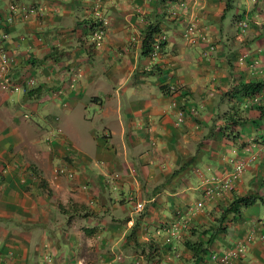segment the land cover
I'll use <instances>...</instances> for the list:
<instances>
[{
    "label": "crops",
    "instance_id": "1",
    "mask_svg": "<svg viewBox=\"0 0 264 264\" xmlns=\"http://www.w3.org/2000/svg\"><path fill=\"white\" fill-rule=\"evenodd\" d=\"M16 1L33 11L12 12ZM154 15L164 38L150 57L141 37ZM224 15L225 0H0L11 82L33 80L0 88V264H216L244 239L243 219L257 226L229 263L264 264L258 204L224 211L254 179L246 169L232 190L212 181L245 141L264 139L259 93L231 88L264 61L260 31L244 40ZM231 108L245 118L234 136ZM61 163L74 178L56 172ZM221 214L223 229L192 259L183 241L205 240L197 228Z\"/></svg>",
    "mask_w": 264,
    "mask_h": 264
},
{
    "label": "rangeland",
    "instance_id": "2",
    "mask_svg": "<svg viewBox=\"0 0 264 264\" xmlns=\"http://www.w3.org/2000/svg\"><path fill=\"white\" fill-rule=\"evenodd\" d=\"M230 1H231L230 2L231 5L226 7L224 20L228 22L233 18V20L236 21V26H237L238 21H243V22L246 21L244 28L240 29L239 27H237L236 29L238 32H241V33L243 32L244 36H241V37H243L244 40L250 39L253 36H254L253 38H255L256 37L255 33L260 31V35H257V36H261V37L256 44L257 47H259L260 49L257 52H262V54H264V35H263L264 27H262V24L264 22V0H230ZM261 59H264V56H262ZM262 62H258L257 65H255L253 61H251L249 69H248V72H249L248 76L251 77L252 81L254 80L262 81L263 82L262 88H264V61ZM235 86L238 87L239 85L234 84L231 88H236ZM258 93L259 94L254 95L255 97L257 96V98H252V101L257 104H260L264 102V91H260ZM238 112L240 113L241 110H238ZM259 121L261 122V124L257 126L261 128L262 130L261 134L264 135V120L260 119ZM253 141L254 140L250 139L244 142V143L247 142L248 145H245V147H247L246 150L244 151L246 152L245 156H243V158L240 157L245 162V168L241 172L240 176L242 174H245L246 173L245 171L247 169L248 176L254 179V181H252V184H251L252 189L256 191H262L264 187V168H263L264 166V139L260 140L259 142H256V144L253 145L254 148L249 147L250 142H253ZM240 158L235 159V161L232 162L231 169L233 168L234 163H236V161H239ZM252 165L253 167H251ZM234 187L235 185L230 190H232ZM258 211L260 213L259 215L264 214L263 213L264 207L260 204H258ZM252 225H253L252 223L247 224L244 219L241 220L237 224V226L243 228L242 234H244V239L237 241L232 247H234L235 245L239 243H242L243 253L240 256H235V257L232 256L230 261L234 259L237 260L239 257L244 256L245 251H246L245 242L252 239L251 232L248 234L246 229L250 230ZM253 226H257V223H255ZM259 240L260 242H262V244H264V237H261L260 235ZM228 264H231V263H229L228 261Z\"/></svg>",
    "mask_w": 264,
    "mask_h": 264
},
{
    "label": "built area",
    "instance_id": "3",
    "mask_svg": "<svg viewBox=\"0 0 264 264\" xmlns=\"http://www.w3.org/2000/svg\"><path fill=\"white\" fill-rule=\"evenodd\" d=\"M10 10L12 12H19L22 17H26L33 11L32 8L28 7L27 5L22 4L20 1H16L15 3L10 4L9 6ZM238 27L240 29L244 28L245 22L238 21ZM95 36L98 38L101 37V30L97 29L94 32ZM185 37L190 40L191 42L195 41V34L193 29V24L190 23V21H187L186 27H185ZM7 36V32L0 27V39H4ZM164 38L163 34L157 33L155 39L152 42V49L149 52L150 57L158 56L161 53V42ZM98 43V42H97ZM12 64V56L5 50H0V88L2 89H11L16 87H23L24 90L26 87L30 86L32 83V78L30 76H27L23 79V81L19 84H15L14 82H11L10 74L8 71L9 66ZM19 85V86H18ZM170 92L176 91V87L174 85L169 86ZM175 101H173L174 104ZM178 116L181 115V110H178ZM245 168V162L243 159L240 158L239 161H236L234 163L233 168L230 169L228 172L224 174V176L219 179V177H213L212 181L214 185V188L218 189H227L230 190L238 181L241 172ZM55 170L57 173L64 174L65 176L69 178H74L75 172L73 168L69 166H65L64 163H61L55 167ZM84 186V185H83ZM211 187V186H210ZM206 187L204 189V192L209 194L212 191V188ZM142 207V204L140 201H136L134 203V208H140ZM261 237H264V234H260ZM243 253V244L239 243L235 245L234 247H231L229 249H226L222 253H220L217 256L212 255V258L216 261V264H228L229 259L233 256H240ZM214 261V262H215Z\"/></svg>",
    "mask_w": 264,
    "mask_h": 264
},
{
    "label": "trees",
    "instance_id": "4",
    "mask_svg": "<svg viewBox=\"0 0 264 264\" xmlns=\"http://www.w3.org/2000/svg\"><path fill=\"white\" fill-rule=\"evenodd\" d=\"M230 0H225V10L226 7L231 5ZM159 20L156 17V15L153 16V19L148 21L145 25V28L142 32V37H141V52L144 54H149V52L152 49V42L156 37V34L159 30ZM262 27H264V22L262 24ZM236 89L239 91L242 89L244 93L247 95L251 96L254 95L255 93H258L261 91L263 87V82L260 80H254V81H246L239 86H235ZM256 109L258 111V117L261 120H264V102L257 104ZM225 121L223 122L227 127L230 128L231 136H234L236 131H235V125H238L241 123V120L245 119L244 117H241L239 115V112L235 108H231L230 110H227ZM195 160V156L192 155L188 158H185L183 160V163L185 165L193 163ZM182 168V166L180 167ZM179 168V169H180ZM253 203L260 204L264 207V187L262 191H256L253 189H249L247 193L239 196L233 197L226 205L224 208V211L226 212H233L236 213L239 211L241 207L249 206L252 205ZM222 220L223 216L222 214L220 217L216 220L214 223V228L212 226H204V227H198L197 230L203 235V238L205 237V240L199 239H186L183 241V243L191 249V257L194 259V257H197L199 253H203L205 249L207 248V245L209 242L213 239L214 235L219 232L220 230L223 229L222 227ZM262 225L264 227V217L262 218Z\"/></svg>",
    "mask_w": 264,
    "mask_h": 264
}]
</instances>
